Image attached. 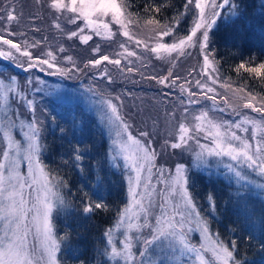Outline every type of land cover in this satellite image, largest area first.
<instances>
[{"label": "snow or ice", "instance_id": "snow-or-ice-1", "mask_svg": "<svg viewBox=\"0 0 264 264\" xmlns=\"http://www.w3.org/2000/svg\"><path fill=\"white\" fill-rule=\"evenodd\" d=\"M37 3L41 4L42 0ZM46 7L53 17L52 26L69 41L78 39L87 45L94 37L106 41L123 37L125 39L118 44L120 51L116 55L128 64L133 63V57L143 60L145 54L171 62L167 75L150 77L157 83L178 89L177 99L183 106L179 119L175 111L167 113L169 120H176L175 131L170 133L175 139L166 140L164 146L183 149L194 141L193 167L196 168L207 166L209 157L217 158V165H223L230 182L237 186L235 195L243 202L244 213L250 219L248 197L256 189L264 196V97L258 99L257 95L246 91L247 85L237 89L227 79L221 82L220 62L216 59V49L212 47L218 21L230 24L245 18L248 5L244 0H184L182 9L163 25L154 14L160 13L168 4H146L144 10L149 18L143 24L153 26L155 33L147 39L136 33L142 17L130 11L131 0H46ZM0 13H3L0 22H7L0 30V58L26 72L37 67L41 71L51 70L50 75H67L74 69L79 70L72 56L64 57L71 69L60 67L51 48L44 53L47 58L34 56L30 49H36L41 41L29 43L25 40L21 44L10 38L17 35L11 31V23L18 21L12 0H7ZM259 14L264 17V0H260ZM188 17L191 22L186 34L176 36L181 22ZM66 25L75 30L65 31ZM114 26H117L115 30ZM163 37H172V42H162ZM130 45L141 51L131 50ZM58 51H65L63 45ZM92 51L100 53L99 46ZM193 51H197L202 60L198 68L189 70L188 76L195 72L200 78L189 80L174 75L176 62L191 56ZM17 54L26 60L20 61ZM104 62L120 66L122 60L100 54L87 61L85 67L97 68ZM141 66L147 67L146 64ZM242 69L264 78V62L254 67H246L241 62L235 70L239 73ZM126 71L131 73L133 68L127 67ZM101 75L111 81L106 68ZM32 83L28 79L26 86ZM217 84L226 93L231 91L239 95L242 103H230L227 95L217 91ZM193 85L199 91L194 90ZM207 101L211 102L210 107H201L190 122L189 107ZM103 103L106 108L102 119L111 137V146L105 156L114 167L124 170L127 182V203L117 210L115 222L103 233L106 243L99 252L100 256L107 258L103 264H245V260L238 257L237 242L225 243L218 232L212 231L210 221L190 190L193 182L189 168L182 163L175 164L174 169L157 166L159 153L152 146L150 133L140 131L134 135L132 125L122 115L120 107L112 99ZM14 105L27 107L33 117L23 119L19 107ZM245 109H251L259 116H251ZM213 110L229 112L238 119H217L210 115ZM34 113L35 101L29 98L17 77L4 78L0 73V264H61L58 259L61 241L68 239L67 235L57 239L52 214L58 206H66L63 190L69 185L42 162L45 145L41 122ZM60 131L63 133L65 129ZM201 136L208 143H201ZM85 151L87 149L79 146L73 147L69 160L64 163L70 161L83 171ZM25 164L26 172L21 170ZM102 170V165L97 162L98 179H101L99 173ZM77 191L82 193L81 211L84 214L107 207L103 202L91 201L82 189ZM206 199L214 212L215 197L210 194ZM259 226L264 230V218ZM193 232L199 233L198 244L192 242ZM261 249L264 250V244Z\"/></svg>", "mask_w": 264, "mask_h": 264}, {"label": "trees", "instance_id": "trees-1", "mask_svg": "<svg viewBox=\"0 0 264 264\" xmlns=\"http://www.w3.org/2000/svg\"><path fill=\"white\" fill-rule=\"evenodd\" d=\"M0 2L4 1L0 0ZM153 2L157 6L165 2L168 4V7L162 9L160 13L154 14L160 22H168L171 17L182 9L184 0H131L132 8L130 11L139 13L142 17L141 21L147 20L149 16L145 13V5ZM244 2L248 5L245 18L230 24L219 21L218 29L214 30L213 40L215 43L212 47L216 49V59L220 62V72L224 75V78L230 79L239 88L247 85L246 91L254 92L264 97V78L255 77L254 74L248 73L243 69L239 73L235 70L236 66L241 62H244L246 67H254L264 62V17L259 14L260 0H244ZM43 17L48 18L47 14L43 15ZM190 22L191 17L182 21L176 31V36L185 35ZM0 28L4 29L1 24ZM53 33L55 35V32ZM91 48V45H87L85 50L81 49L82 54L88 53L86 58H83V61L79 64L81 68L83 62L86 64L87 61L93 58ZM201 60L202 57L199 53L193 51L191 56L182 58L176 64L180 66L184 63L188 67L187 69L191 70L194 67L198 68ZM160 62L163 67L165 65L164 70H166L167 75L168 69L172 66L171 62L169 60L167 62L166 60H160ZM8 66L10 67V74L14 73V67ZM187 69L185 70L187 71ZM134 72L132 71L130 75L132 74L134 78H137L147 88L142 91V86L138 84H130L131 86L127 88H131L130 95L133 99L129 98V108L126 111L128 116H125V118L132 125L131 130L134 135H138L140 131H148L150 133L149 138L153 141V146H158V149L161 148L157 165L168 169V164L163 160L170 159L176 162L178 152H184L185 148L173 150L171 147H165L164 142L166 140L172 141L171 139H175V137L171 138V132L169 131L161 134L159 129L155 130L152 128L151 124L143 117V112L148 115H154V108L158 106L156 110L160 111L161 107L172 101L173 96H170L169 93L178 92L179 94V90L173 89L174 91L172 92L167 86L152 89L146 82V74H150V70L149 73L143 75L140 73L134 74ZM0 73L3 76L7 74L3 73V71H0ZM15 73L21 76L22 80L24 79L23 70L19 69V72ZM186 73H182L180 77L188 78L189 76ZM130 75L127 76L128 79ZM196 76L197 74L195 75V72H193L190 77L194 80ZM150 77L152 75H147L148 80L154 81ZM86 82L91 84L89 80ZM76 85H79V82ZM22 87L30 92L25 84H22ZM138 91L153 95L158 92L159 94L156 96L164 98L168 96V99L160 98L161 101L158 102L150 96L148 100L150 106L147 107L134 94V92ZM28 96L30 97V95ZM106 98L107 96L104 95L102 100H106ZM119 102L122 104L121 100H117L118 104ZM55 103L54 99L42 98L37 102L36 112L34 113L37 118H40V116L44 118L43 121H39H42V142L45 145L42 157L45 163L48 164V168H51V166L60 168L59 163L67 166L64 163L65 157L67 159L70 156L71 149L75 146L87 149L84 152L83 171H74L75 168H67L64 173H62L63 170L57 171L58 175L68 182L69 187L65 189V195L68 196L70 205L66 206V210L61 208L55 217L60 237L68 236V239L62 241L61 261L62 264H102L107 259L99 255L106 243L103 233L106 228L113 225L117 210L122 208L127 202V185L124 170L114 167L110 160L106 158L105 154L109 146L102 131H94L87 123H84V126L77 123L76 126L71 127L70 124L72 120H75V116L73 114L55 116L58 111L57 103ZM152 106L154 108H151ZM20 109L29 118L33 117V113L31 114L26 107H20ZM84 122L86 121L84 120ZM66 127L69 128V131L66 137L61 140L60 129ZM186 154L191 158L189 152H184L180 158L182 159ZM185 158L183 162L190 164L191 162ZM97 162L103 168L99 173L101 179L97 178ZM191 175L193 182L192 193L201 209H204L205 205L209 204L206 199L208 195L211 194L215 197L217 202L215 210L218 211L222 219L218 222L211 219V222L215 231L219 232L220 238L226 243L231 240L237 242L238 257L245 260V264H264V250L261 249V244H264V230L259 226L260 220L264 218L263 210L260 212L259 208L255 207L254 211H252L247 206L248 212L252 214L249 219L244 213L243 202L238 201L234 196H230L229 193L231 191L224 183L212 181L205 174L197 171H193ZM77 189H82L83 193H87L91 201L103 202L107 207L105 209H95L92 213L84 214L81 211L84 203L81 199L82 193L78 192ZM225 201H229V204H227L228 209L222 210V205ZM252 221L256 223L253 224ZM248 237H251V239L249 240ZM253 237L258 239V241Z\"/></svg>", "mask_w": 264, "mask_h": 264}, {"label": "rangeland", "instance_id": "rangeland-1", "mask_svg": "<svg viewBox=\"0 0 264 264\" xmlns=\"http://www.w3.org/2000/svg\"><path fill=\"white\" fill-rule=\"evenodd\" d=\"M3 1L4 2H0V9H4L6 7L7 0H3ZM12 6H14L15 8V13L18 16V21H13L11 23V31L17 33V35L15 37H10V38L14 39L16 42H19L21 44H23L25 40H27L29 43H33L35 41H41V44L36 49H30V51L33 52L34 56L40 55L42 56V58H47L46 56H44V53H46V51L49 48H51V50H53L56 53V57H57L56 62L60 67L71 69L72 67L71 64H69L64 59V57L72 56L79 70L74 69L68 72L67 75H50L49 71L51 70L41 71L40 68L37 67V68H33L26 72L19 67H15L9 61H5L2 58H0V71H3V73H7L6 75H4V78H7V76H12V75L16 76L21 87H22V84L26 85V81L28 79H31L33 82L32 85L27 86L30 92H28L27 90L25 91L28 93V95H30L29 98L35 101V112L37 108V102H39L42 98L48 97V98L54 99L58 106V111L56 112L55 116H58V115L63 116V114L65 115L73 114L75 116L74 118L75 120H72V123L70 124L71 127L76 126L77 123L82 126H84V123H87L89 124V127L93 128L94 131L95 130L102 131L105 138L107 139L108 146H109L108 149H109L111 146V137L109 135V130L106 125V122L102 119V113L106 108V106L103 103L104 100H102L103 96L106 95L107 96L106 99H112L114 103L120 106L122 115L128 116L126 111L129 108L128 107V104L130 102L129 98L131 99L133 98L130 95L131 88L129 89L127 88L133 84H138L139 86H142V91H143V90H146L147 86L141 83L137 78H134L132 74L130 75V73L126 71V68L132 67L133 71H135L134 74L140 73L141 75L149 73V70H150L151 73L146 74L147 84H149L150 87H152V89L157 88V87H164L165 85L157 83L156 80L152 81V80L147 79V75H152L156 77H162L166 75V70H164L165 65L164 67L161 65L162 64L160 62L161 59H157L154 56L145 54L143 60H137L135 57H133L131 58L133 60V63L128 64L126 60H123V58L116 55V53L120 51L118 44L122 42L125 38L120 37L119 40L117 41H106V40L100 39L99 37H94L93 40L89 41L87 45H91L92 47L91 50L99 46L100 53H93L92 51L91 53L93 56L92 59L98 58L100 54H104V55H108L111 59L119 58L122 60V63L120 66H117L114 64L104 62L97 68H92V67L85 68V62H83L82 63L83 65L81 68L79 64H81V61H83V58H86V54H88V53L82 54L81 49L85 50L87 45L80 43L78 39H73L71 41L67 40L63 33L59 32L52 26L53 17L52 15L50 16V12L46 7V0H42L41 4H38L37 0H12ZM0 14H3V13H0ZM45 14H47L48 18L43 17V15ZM164 23L165 22H161L162 25ZM0 24L3 26V28H5L7 25V22L6 21L0 22ZM116 27L117 26H114V30ZM152 27L153 26H145L143 24V21H141V26L136 29V33L140 38L147 39L149 36L155 35V33L152 31ZM36 29H39V31H36ZM0 30H3V29L0 28ZM67 30H75V29L71 25H66L65 31ZM53 32H55L56 36L54 35ZM20 33H23L24 35H20ZM176 34L177 33L175 32V35ZM45 37L47 39H45ZM162 42L171 43L172 37H163ZM61 45H63V47L65 48L64 52L58 51V48ZM130 49L136 50L138 52L141 51L140 49H135L134 45H130ZM17 55L20 61L26 60L25 57L19 56V54ZM79 60L80 62H78ZM142 64H146L147 67H142L141 66ZM8 65L14 67L15 72H19V69L23 70L24 79L22 80V78H20L21 76H18L15 72L10 74V69H9L10 67ZM105 68L107 69L108 75L111 76V81H109V79L106 76L101 75V73L104 71ZM187 68L188 67H186L184 63L183 65H180V66L176 64V67L173 73L179 76L185 72H187L186 74H188L189 70ZM185 69H187V71ZM70 74L72 77L70 76ZM128 75H130L129 79L127 78ZM220 75H221V82H224V80L227 79L228 82L232 84L233 88H237V89L239 88L238 86H235L230 79L224 78V75L221 72H220ZM199 78L200 77L197 75L196 79H199ZM188 79L192 80L191 77H188ZM87 80H89L91 84L87 83L86 82ZM78 82H79V85H76ZM100 82L102 83L100 84ZM37 88L40 90L36 91L35 89ZM216 88L218 92L228 96L230 103L234 105H240L242 103L241 100L238 101L239 95L231 91H228L226 93L225 90L222 89L219 84L216 85ZM173 89L174 88H170L172 92L174 91ZM193 89L196 91H199L198 89H195L194 85H193ZM252 93L254 95H257L258 99L261 97L257 93H254V92ZM134 94H136L137 99L140 100L142 104L147 105V107L150 106L148 104V100L150 99V96L152 98H155L158 102L161 101L160 98H164V97L156 96L159 94L158 92L155 93V95L146 94L141 91L134 92ZM169 95L173 96L172 98L173 102L171 101L166 106L161 107L160 111L156 110L158 106H156L155 108L152 106L151 108H154V111H155L154 115L152 114L148 115L143 112V117L151 124V127L154 128L155 130L159 129L161 134H163L166 131H169L171 133H174L175 131L176 120H169L167 118V113H171L175 111L177 119L181 118L183 114V106L180 105L179 100L177 99V97L179 96L178 92H174L173 94L169 93ZM117 96L120 98L119 101L120 100L122 101V104L121 102H119V104L117 103V100L115 99V97ZM164 99H168V96H165ZM210 105H211V102L207 101V102H203L201 105L190 106L189 113H188V120L191 122L192 116L197 114L201 107H205V106L210 107ZM14 107H19V106L14 105ZM19 110L21 112L20 107H19ZM244 111L247 112L251 116H255V117L259 116L258 113L252 112L251 109H245ZM21 113H22L23 119L29 120L32 118V117L29 118L26 113H23V112ZM210 115H213L217 119H231V120L238 119V117L231 115L229 112L221 113V112H215L213 110L212 112H210ZM35 118L37 117L35 116ZM37 119L43 121L44 118L40 116V118H37ZM84 120L86 122H84ZM66 123L69 124L68 122ZM64 129L65 131L63 133L61 132L60 134L61 140H63L64 137H66V134L69 131L68 127ZM18 131L19 130L17 129V132ZM18 138L22 139V137L20 136H18ZM171 138H174V135H171ZM171 140H174V139H171ZM200 140H201V143H208V141H205L203 139V136L200 137ZM152 146H153V141H152ZM154 148L158 153L161 150V148L158 149V146H155ZM173 150H180V149H173ZM193 150H196V145L194 141H190L189 147H186L184 149V152H187V153L189 152L191 158H189L186 154L185 155L186 158L183 156V158L181 159L180 156L184 153L181 151V152H178L176 162L171 161L170 159L169 160L164 159L163 161L168 164L169 168H172V169H174V166L177 163L184 164L186 167L189 168L190 176H192L191 173L193 171H197L201 174L202 173L205 174V176L209 177V179L212 181H221L231 191L229 195L237 198L235 195L237 186L233 182H230L229 174H227L226 169H224L223 165L222 164L217 165L216 163L217 158L209 157L207 166L196 168V167H193ZM184 158L189 160L191 163L187 164L186 162H183ZM41 159H42L43 164L46 166V168L50 172L56 175H58L57 171L63 170L62 173H64L65 169L67 168H75L74 171L80 170L79 168L74 167L70 161L67 164L68 167L66 165L63 166L62 163H59L60 168H56V166H51V168H48V164L45 163L42 156H41ZM66 160H69V157H67V159L65 157L64 161ZM157 160H158V157H157ZM157 160H156V164H158ZM120 163H122V161H120ZM82 167H83V162H82ZM21 170L25 172L27 171L26 164L22 165ZM255 178L259 179L258 177H255ZM125 181H126V177H125ZM126 185H127V182H126ZM190 190L192 191V189ZM259 192L260 190L256 189L255 192L248 197L247 206L248 208H250V210L252 209V211H254L255 207H258L260 212L261 210H263L264 212V196L260 195ZM63 194L65 197L66 206H67L69 205V203H68V196L65 195V189L63 190ZM215 204L217 206L216 201H215ZM227 204H229V201L224 202V204L222 205V210L228 209ZM66 206H58L56 209H54L53 214H52V220H53L57 239L60 238V235L58 234V230L56 227L55 217L58 214L59 210H61V208L63 210H66ZM201 211L202 213L206 215L207 219L210 221V226H211L212 231L218 232V231H215V228H213V223L211 222V219H213L216 222L222 219L221 216L218 214V211L217 210H215L214 212L211 211L209 204H206L205 208L201 209ZM253 238L256 239L255 237ZM256 240L258 241V239ZM62 241H61V250L58 253V259L60 260L61 264H62V261H61ZM199 241H200L199 233L193 232L192 242L198 244ZM109 264H111V262H109Z\"/></svg>", "mask_w": 264, "mask_h": 264}]
</instances>
